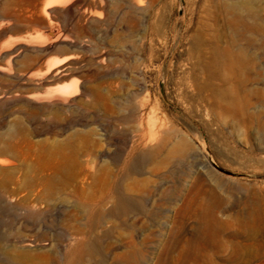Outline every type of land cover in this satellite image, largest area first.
Here are the masks:
<instances>
[{
  "label": "rangeland",
  "instance_id": "374dc122",
  "mask_svg": "<svg viewBox=\"0 0 264 264\" xmlns=\"http://www.w3.org/2000/svg\"><path fill=\"white\" fill-rule=\"evenodd\" d=\"M203 28L264 112V0H0V264H264V138L198 89Z\"/></svg>",
  "mask_w": 264,
  "mask_h": 264
},
{
  "label": "bare ground",
  "instance_id": "6f19581e",
  "mask_svg": "<svg viewBox=\"0 0 264 264\" xmlns=\"http://www.w3.org/2000/svg\"><path fill=\"white\" fill-rule=\"evenodd\" d=\"M138 4H139V2H138ZM239 6L240 5L237 3H232V4L228 5L227 7H228L229 11H233L235 9V7H239ZM241 16L238 15L237 18L235 16V18L231 21L235 27L234 29L236 30V32H235L236 36H238V37L239 36L241 37V35L245 36L243 34L244 30L245 31L246 30L251 31L253 29V26L251 25V23H249V21H247L245 18H243ZM207 37H208V31L206 28L199 29L192 34V40H193L194 45H195L194 50L197 53H199V61H200L199 67L201 68L200 69L201 73H205V76L207 75V81L199 84L198 89L201 92L205 91L208 93L207 100L219 112L230 114V115L234 116L235 118L238 119V121L240 123L244 124L247 128H255L259 132L260 138H262V137L264 138V112L261 111L262 109H259L260 104H255V102L253 101L254 96L261 97L262 91L258 90L256 88L251 89L243 80H240L238 85L235 88H225V87L213 85V81H212L213 78L218 77V75H219L218 69H219L221 55L223 57H228V59H231V60H234V58H237L238 62H240L242 59V56H243V50L240 49L238 53H234L230 48H227L221 54L220 51L218 50V48H214L213 52L207 56V54H206V47L207 46L205 47V44H206L205 42H206ZM62 71L55 73L52 76V79H54L56 81L66 79L68 77V75H67V73L62 72ZM75 83H77V82H75ZM73 85L74 84L67 86V84H66L65 86H61V87H59V89H60L59 91L68 92L69 90H71ZM77 87H76V89H77ZM160 129H162V128H160ZM156 131H157V129H156ZM149 132L153 133L152 130ZM163 132H165V131L163 130ZM154 134H153V136H154ZM160 134H161V132H160ZM156 135L159 136L158 133ZM151 136L152 135H150V137ZM154 139H157V138H155V136H154ZM154 139H152V140H154ZM159 139H160V137H159ZM147 143L150 144V141H148ZM158 144H159V140H158ZM209 159H210V162H212V158L209 157ZM163 164H164V162H163ZM121 201L123 202V199ZM253 211H254V209H253ZM253 221L254 220H253L252 214L247 213L243 216V220H241L240 223H241V226L250 228V227H252ZM250 230H252V229H250ZM250 244H252V243H250ZM134 256H135V253H132L131 257H134Z\"/></svg>",
  "mask_w": 264,
  "mask_h": 264
}]
</instances>
